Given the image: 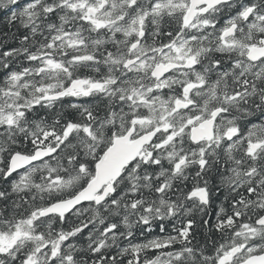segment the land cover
<instances>
[{
  "label": "snow or ice",
  "instance_id": "snow-or-ice-1",
  "mask_svg": "<svg viewBox=\"0 0 264 264\" xmlns=\"http://www.w3.org/2000/svg\"><path fill=\"white\" fill-rule=\"evenodd\" d=\"M0 264H264V0H0Z\"/></svg>",
  "mask_w": 264,
  "mask_h": 264
}]
</instances>
